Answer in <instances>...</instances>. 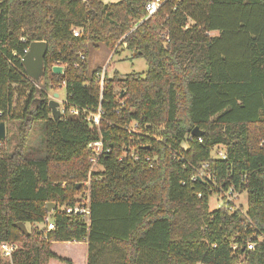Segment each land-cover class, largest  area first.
<instances>
[{
    "label": "trees",
    "instance_id": "16d2710c",
    "mask_svg": "<svg viewBox=\"0 0 264 264\" xmlns=\"http://www.w3.org/2000/svg\"><path fill=\"white\" fill-rule=\"evenodd\" d=\"M147 1L0 0V122L19 123L15 145L0 142V241L18 244L0 264H74L78 247L84 264H264V0H164L145 18ZM36 41L46 43L39 87L21 63ZM97 44L147 70L89 71ZM62 84L66 113L53 119L49 96ZM99 106L97 127L81 110ZM36 123L40 156L27 146ZM95 140L108 151L89 177ZM204 163L211 180L192 179ZM88 177L87 225L65 208ZM230 189L246 195L244 210L229 209ZM213 192L223 202L209 211ZM47 215L50 231L36 226Z\"/></svg>",
    "mask_w": 264,
    "mask_h": 264
},
{
    "label": "rangeland",
    "instance_id": "374dc122",
    "mask_svg": "<svg viewBox=\"0 0 264 264\" xmlns=\"http://www.w3.org/2000/svg\"><path fill=\"white\" fill-rule=\"evenodd\" d=\"M119 0H102L104 3H116ZM212 35L216 33H211ZM88 70L93 71L96 68H103L108 63H110L111 68L109 69V73L111 71H117L121 75H127L131 73H144L147 70V64L143 58L140 57H132V52L127 49H122L120 46L118 47L117 53H113V51L108 50L104 45L97 44L95 46H90L88 53ZM117 91V87L115 88ZM58 94V98L56 99L59 102V108L62 105V102L65 100V89L61 87L55 92ZM51 99L52 96L50 95ZM24 101V97L15 96L14 98V106L16 110L20 108ZM18 122H7L5 123V139L9 140V144L7 146L8 149L12 148V146L16 143V137L18 135ZM28 151L33 155L40 156L43 154V132L41 129L40 123H36L33 125L31 131L29 132L28 140H27ZM81 192L77 193L75 196L79 198L81 196ZM223 199L219 193H211L208 197V210L213 211L218 209L222 205ZM233 202L236 206H240L242 210L246 207V195L244 193L237 194L233 199ZM39 229H42V224L36 225ZM33 227L26 225L27 231L31 230ZM55 248V246H52ZM70 250V249H69ZM69 255L71 256V260H73L74 264H84L85 260V252L83 247H78L75 251L70 250ZM104 264V261L101 262Z\"/></svg>",
    "mask_w": 264,
    "mask_h": 264
},
{
    "label": "built area",
    "instance_id": "2783aa9c",
    "mask_svg": "<svg viewBox=\"0 0 264 264\" xmlns=\"http://www.w3.org/2000/svg\"><path fill=\"white\" fill-rule=\"evenodd\" d=\"M164 0H149L145 4V13L146 16L145 18L151 16L156 12L160 4ZM72 34L73 36H78L79 30L78 29H72ZM27 52V49L24 50V53ZM80 59H83L84 57L82 55L79 56ZM103 71L99 74V80H100V85H102V77H103ZM64 84H62V87ZM64 88V87H63ZM53 97V94L51 95ZM59 103V102H58ZM58 110L60 112V116H63L66 113V108H65V100L62 102L61 107L59 108L58 105ZM82 113L85 114V118L87 121L91 122L92 124L96 125L97 127L99 126V122L101 120V115H102V110L99 107H97L94 110H89V109H82ZM68 113L77 115L79 113L78 109L75 108H70L68 110ZM125 130L127 134L132 135V134H137L139 133L138 129V124L136 123H129L125 126ZM88 148L91 151V157L89 159L90 162V167L88 171V176L90 177V173L98 169V161L100 157L108 151V149H105L103 147L102 141L101 140H95L91 141L88 144ZM131 157L133 160H138V156L135 153H131ZM213 157L214 158H219V159H225V154L222 148L217 147L213 151ZM149 160V158H146ZM120 160V159H119ZM207 167V163L202 164L201 168L197 171V173L193 176L192 179H207L211 180V176L207 173H205L204 168ZM87 178V180L83 183L84 189L79 197V200L74 204L73 207H67L65 208L66 213H73L80 215L81 218L87 223L89 222V183H90V178ZM237 193L233 192L232 189H230L227 193H225V201L226 203H229V209L234 210L237 209L239 206H236L235 203L233 202V199L236 197ZM43 228L46 231H50L55 228L54 223L52 222L51 218L49 215L45 216L43 219L42 223ZM18 244L10 241H0V259L4 262H11V257L13 252L16 250ZM254 246L253 243H248L247 248L252 249Z\"/></svg>",
    "mask_w": 264,
    "mask_h": 264
},
{
    "label": "water",
    "instance_id": "95a60500",
    "mask_svg": "<svg viewBox=\"0 0 264 264\" xmlns=\"http://www.w3.org/2000/svg\"><path fill=\"white\" fill-rule=\"evenodd\" d=\"M46 52V43L44 41L31 42L27 48V52L21 59L22 66L28 78H30L34 84L39 87L43 84L44 76V63L43 58ZM52 71L56 74H62L63 68L59 65L52 67ZM58 98L57 93H53V97L48 101V108L51 112L53 119L60 118V112L58 110ZM192 136L199 137L200 133L197 128H194L191 132ZM5 139V123L0 122V142ZM54 203H47L45 211L50 213L55 209ZM17 227L23 234H27L26 226L23 223H16Z\"/></svg>",
    "mask_w": 264,
    "mask_h": 264
}]
</instances>
